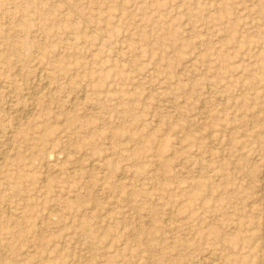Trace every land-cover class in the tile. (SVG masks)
Here are the masks:
<instances>
[{"label": "rangeland", "instance_id": "374dc122", "mask_svg": "<svg viewBox=\"0 0 264 264\" xmlns=\"http://www.w3.org/2000/svg\"><path fill=\"white\" fill-rule=\"evenodd\" d=\"M0 264H264V0H0Z\"/></svg>", "mask_w": 264, "mask_h": 264}, {"label": "bare ground", "instance_id": "6f19581e", "mask_svg": "<svg viewBox=\"0 0 264 264\" xmlns=\"http://www.w3.org/2000/svg\"><path fill=\"white\" fill-rule=\"evenodd\" d=\"M35 94V93H34ZM172 107V106H171ZM27 111V110H26ZM27 115V114H26ZM25 116V115H24Z\"/></svg>", "mask_w": 264, "mask_h": 264}]
</instances>
